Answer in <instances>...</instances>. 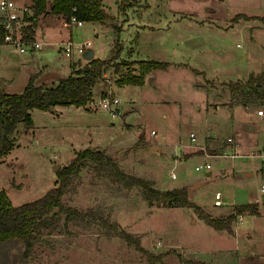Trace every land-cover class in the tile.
Wrapping results in <instances>:
<instances>
[{"label": "rangeland", "instance_id": "rangeland-1", "mask_svg": "<svg viewBox=\"0 0 264 264\" xmlns=\"http://www.w3.org/2000/svg\"><path fill=\"white\" fill-rule=\"evenodd\" d=\"M15 1L33 6L31 0ZM103 2L112 14L104 23L71 21L70 28L65 26L56 37L45 36V44L31 52L1 45L2 90L15 94L32 76L36 84L55 85L70 74L71 66L88 63L80 53L72 58L59 50L68 38L85 43L90 39L99 59L114 55L116 42L122 44L119 57L107 69L110 82L104 78L95 85L87 108H34L33 128L19 124L12 135L15 146L0 162V190L14 206L36 200L53 188L57 172L75 151L90 147L109 153L126 172L157 188L200 183L189 197L211 216L224 218L233 210L232 203L250 199L264 211L260 191L264 156L258 152L264 148V118L256 117L264 110V86L256 93L248 82L251 75L264 71V0ZM50 18L55 17L40 14L36 25ZM138 60L169 66L150 70L137 85L119 83L128 73L140 75ZM110 86L120 100L118 117L98 106V96ZM191 131L196 133L194 141ZM259 134L261 146L255 141ZM229 136L237 143L239 137L245 139L244 153L223 156ZM204 140L206 146L199 144ZM206 162L212 164L210 175L195 169ZM216 192L221 194V205L214 202ZM63 202L80 210L100 207L118 223V232L99 223L89 229L72 222L66 225L64 215L55 214L42 230L48 241L39 242L32 257L20 264H198L192 257L210 264H236L241 252L254 255L246 264L264 263V214L253 217L251 236L239 238L236 251L234 236L207 225L194 207L149 204L137 188L108 183L91 166L72 181ZM120 231L140 236L141 246L152 256L136 250Z\"/></svg>", "mask_w": 264, "mask_h": 264}, {"label": "trees", "instance_id": "trees-1", "mask_svg": "<svg viewBox=\"0 0 264 264\" xmlns=\"http://www.w3.org/2000/svg\"><path fill=\"white\" fill-rule=\"evenodd\" d=\"M32 5L35 15L31 16L32 22L25 28L29 33H34L38 15L46 11L63 14L69 22L72 17H75L79 21H92L100 24L110 18L102 0H32ZM113 26L117 31L121 28L119 25ZM3 36L4 30L0 22V46L4 44ZM115 44L114 55L101 59L94 57L84 66L72 68L71 73L55 85L36 84L32 76L22 92L9 94L3 92L0 82V162L2 157L14 148L16 138L12 135L19 124L23 123L29 130L33 128L31 111L34 108L49 111L50 107L55 106L88 107V101L93 98L95 85L104 79L108 66L119 57L122 44L119 41ZM138 63L140 75L128 73L120 78L119 83L137 85L142 81L141 76L150 70L167 69L169 66L168 62L157 60H138ZM248 82L254 92L258 93L257 90L264 86V71L256 76L251 75ZM85 166L93 167L102 174V180H107L108 183L113 180L128 190L137 188L142 198L149 204L194 207L198 216L215 229L231 232V224L239 214L246 212L259 214L256 202H246L235 205L224 218L211 216L201 205L190 199L186 186L174 189L157 188L150 180L126 172L109 153L98 148L87 147L75 151L69 163L57 172L58 179L53 188L36 200L14 206L5 190H0V264L27 262L34 254L36 245L39 242L48 241L42 237V230L51 225V218L55 214L64 215L66 225L72 222L89 229L90 226L99 223L109 231L118 232V223L111 221L107 215L105 216L100 207L80 210L63 202L64 195L70 191L72 181ZM119 235L125 237L139 252L152 256L146 248L141 246L140 236L126 231H120Z\"/></svg>", "mask_w": 264, "mask_h": 264}, {"label": "built area", "instance_id": "built-area-1", "mask_svg": "<svg viewBox=\"0 0 264 264\" xmlns=\"http://www.w3.org/2000/svg\"><path fill=\"white\" fill-rule=\"evenodd\" d=\"M35 15L33 6L19 5L15 0H0V22L4 30L3 41L6 44H9L13 47L18 48L20 52H31L38 50L42 47V41L36 36V33H29L25 28L31 24V16ZM77 25H82L84 21L76 20L75 17H72L71 20ZM36 30V29H35ZM90 47L89 43H80L75 42L72 39H68L66 43L63 44L60 51L64 52L65 55L72 57L75 53H80L83 55L86 47ZM106 81L110 82L109 78L104 77ZM98 106L100 108L107 109L113 117H118L120 115V100L112 95V87L104 90L101 95L98 96ZM258 115H264V110L260 109ZM156 134L155 131L152 132ZM190 141L196 140L195 131H191L189 134ZM240 146L235 141L233 137H227L226 147L223 151V156L227 157H236L238 155L237 151ZM260 154H264V149L260 150ZM252 154H255V150L252 151ZM212 164L204 163L198 164L195 166L196 170H206L210 171ZM171 177L174 178V173L171 174ZM260 191L264 194V182L260 185ZM215 204L221 205L223 203L220 192L214 194ZM239 218L242 217L241 214L238 215Z\"/></svg>", "mask_w": 264, "mask_h": 264}, {"label": "crops", "instance_id": "crops-1", "mask_svg": "<svg viewBox=\"0 0 264 264\" xmlns=\"http://www.w3.org/2000/svg\"><path fill=\"white\" fill-rule=\"evenodd\" d=\"M30 3H32V0H31V2ZM102 3H103V5H104V8L106 9V5L104 4V2H103V0H102ZM107 11L109 12V10L107 9ZM48 14H50V15H52V16H54L55 18H50V19H48L46 22H44V23H42L41 25H36L37 26V28H35L34 27V29H36L35 31H36V36L38 37L39 36V39L42 41V46L45 44V40H43V38L45 37V36H52L51 35V33H54L53 35L56 37V36H59V35H57V33H60V31H62L63 30V28H65V26L66 27H68V28H70L71 27V21L69 22V21H67L66 20V17L63 15V14H60V13H54V12H51V11H46L45 13H42V15H43V17H45V16H48ZM109 14L110 15H112L110 12H109ZM61 19H62V21H61ZM73 23V22H72ZM68 25H70V26H68ZM68 39H71V38H68ZM68 39H66V41L68 40ZM66 41H63L62 42V45L64 44V43H66ZM88 42H89V45H91L90 43H92V41L89 39L88 40ZM80 43H83V42H80ZM3 45V44H2ZM5 45V44H4ZM1 47V46H0ZM94 55H95V52H94ZM95 57V56H94ZM98 58V57H97ZM69 63H70V61H69ZM71 71H72V66H71ZM71 71H70V73H71ZM1 87H2V84H1ZM4 92V91H3ZM6 93V92H5ZM75 106V105H74ZM57 107H59V106H55L54 107V109H56ZM61 107V106H60ZM80 108V107H79ZM253 115H257V114H254L253 113ZM242 118V120H245V119H247L248 118V116H246V114L244 115V117H245V119H243V116L242 115H240ZM256 117H259V118H264V115H261V116H256ZM243 136V135H242ZM242 136L241 137H239V145H240V149L239 150H241V152H245V146L246 145H244V143H245V139L244 138H242ZM256 145L257 146H261V144H262V139L260 138V134L258 135V136H256ZM165 143V142H164ZM211 143H214V141L212 140V142ZM199 144H202L203 146H206L207 144H208V142H206V140H204V142H201V143H199ZM206 144V145H205ZM224 146L226 147V144H224ZM152 147V146H151ZM262 149H264V148H261V149H258L259 151L258 152H261L260 150H262ZM254 150V149H253ZM259 155H263L264 156V154H259ZM212 172V171H211ZM222 172L224 173L225 172V169H223L222 170ZM247 202H256V201H253L252 199H250L249 201H247ZM257 204H258V210H259V214L257 215V214H250V213H248V212H246V213H244V214H241L242 215V217L241 218H236L235 219V223H234V225L233 226H231V232H227L226 230H224V229H216V230H218V231H225L226 233H228L229 235H231V236H234V238L236 239V246H235V250L236 251H239V250H237V243H238V239L239 238H241V237H244V236H248V237H250L251 236V225H250V223H253V222H255L254 220H253V217H256V216H263V214H264V211H262L261 210V208H259V203L258 202H256ZM238 204H245V203H232L230 206H235V205H238ZM233 207H232V209H233ZM248 217H250V222L249 223H247L246 222V219L248 218ZM205 222V221H204ZM246 222V223H245ZM214 228V227H213ZM181 252L182 253H187V251H185V250H181ZM189 253V252H188ZM187 257V256H186ZM194 260L196 259L197 260V262H199L198 264H210V263H208L206 260H204V259H202V258H197V257H192ZM254 260V255L253 254H251V253H238L237 254V257H236V261H237V263L236 264H246L247 262H249V261H253ZM264 264V263H263Z\"/></svg>", "mask_w": 264, "mask_h": 264}, {"label": "water", "instance_id": "water-1", "mask_svg": "<svg viewBox=\"0 0 264 264\" xmlns=\"http://www.w3.org/2000/svg\"><path fill=\"white\" fill-rule=\"evenodd\" d=\"M83 58H85L86 60H90L92 58H94V50L93 48L91 47H87L86 50L84 51L83 55H82ZM146 81H147V78H146ZM54 108L53 107H50L49 111H53ZM154 149H157L155 147H152ZM58 164H53V168L54 169H58ZM211 173V170L206 172V175H210ZM200 185V183H195L192 187H189L188 188V194L189 196H193V189L198 187Z\"/></svg>", "mask_w": 264, "mask_h": 264}]
</instances>
